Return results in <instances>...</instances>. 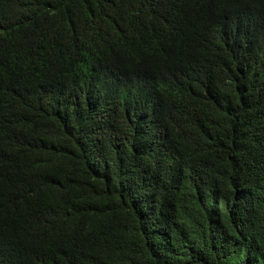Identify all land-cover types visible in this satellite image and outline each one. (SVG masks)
<instances>
[{"label":"trees","instance_id":"trees-1","mask_svg":"<svg viewBox=\"0 0 264 264\" xmlns=\"http://www.w3.org/2000/svg\"><path fill=\"white\" fill-rule=\"evenodd\" d=\"M0 264H264V0H0Z\"/></svg>","mask_w":264,"mask_h":264}]
</instances>
